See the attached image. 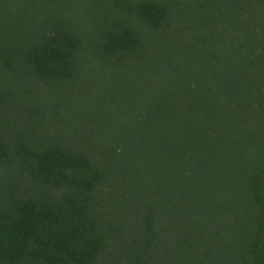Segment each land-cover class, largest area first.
<instances>
[{"label":"trees","instance_id":"obj_1","mask_svg":"<svg viewBox=\"0 0 264 264\" xmlns=\"http://www.w3.org/2000/svg\"><path fill=\"white\" fill-rule=\"evenodd\" d=\"M0 264H264V0H0Z\"/></svg>","mask_w":264,"mask_h":264}]
</instances>
